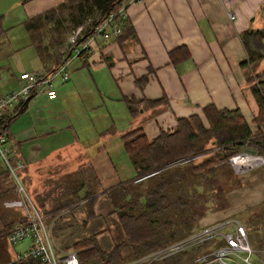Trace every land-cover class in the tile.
<instances>
[{
    "label": "crops",
    "instance_id": "crops-1",
    "mask_svg": "<svg viewBox=\"0 0 264 264\" xmlns=\"http://www.w3.org/2000/svg\"><path fill=\"white\" fill-rule=\"evenodd\" d=\"M63 1L0 0V64L13 52L8 24L23 25L30 44L25 23ZM9 9L14 13L12 23H5ZM126 17L120 36L96 38L85 60L70 62L67 68L75 61L79 66H74L71 75L69 71L66 82H54L55 100L38 95L19 113L6 116L10 161L24 163L18 172L31 193L32 201L27 196L31 203L42 213L54 210L44 217V223L59 255L71 251L69 246L86 235H95L105 251L122 240L115 211L126 198L123 182L135 178V173L119 178L111 170L109 140L141 128L150 141L161 131H173L177 119L191 115H198L207 126L201 111L207 105L238 110L250 131L256 130L253 120L258 109L246 84L250 69L240 66L247 57L241 36L247 31L264 32V0H134L126 6ZM262 45L264 48V37ZM66 47L65 42L52 47V52L44 50L49 61L42 63L47 69L39 74L57 67L65 50L68 57ZM35 53L40 58L38 51ZM257 65L255 72L264 69V57ZM85 71L86 81L82 76ZM21 72L25 71L0 67V83L7 74L8 85L14 90ZM90 96L102 105L86 104L93 116L85 123L70 106L74 101L89 102ZM126 100L136 102L133 113ZM118 118L125 120L120 130L115 127ZM235 175L238 185L226 194V208L208 213L197 226L226 217L236 219L246 228L254 259L264 262V220L258 221L260 212L264 215V170ZM9 177L0 159V203L7 209V224L13 226L24 217L18 191ZM55 178L59 180L54 182ZM20 253L7 252L0 257L1 264L14 262ZM130 254L129 247L121 249L122 264H143ZM186 254L173 260L185 264ZM100 263L97 257L86 262Z\"/></svg>",
    "mask_w": 264,
    "mask_h": 264
},
{
    "label": "trees",
    "instance_id": "trees-1",
    "mask_svg": "<svg viewBox=\"0 0 264 264\" xmlns=\"http://www.w3.org/2000/svg\"><path fill=\"white\" fill-rule=\"evenodd\" d=\"M127 1L64 0L25 23L30 45L38 51L41 62L45 64L49 61V56L45 57L48 47L64 45L70 31L79 25H83L84 35L79 43L83 42L96 24ZM125 22L121 24V33L125 30ZM48 25L50 31L47 32L51 33L58 28L63 34L68 33L66 40L57 41L51 35L48 44L42 43L40 46L38 43L42 40L38 30L41 26ZM263 37L264 32L261 31L242 34L241 40L247 57L240 64L241 67L248 70L264 57ZM81 56L83 60L87 58L85 55ZM252 72L251 69L248 71L246 84L258 109L253 120L256 125L254 132L250 131L238 110H218L213 105H207L201 109L207 126H204L198 115H191L177 119L173 131H161L150 141L141 128L120 136L123 150L135 173L134 179L123 182L122 189L126 198L115 211L123 237L109 251L101 249L95 235H86L75 241L69 249L76 253L78 264H86L95 257L101 259L100 264H122L120 251L124 247L131 249V259H142L190 235L197 229L198 221L208 213L226 208V194L238 185L237 176L228 163L229 157L244 149L257 154L264 153V69L253 72L254 74ZM125 102L130 113H133L136 102ZM19 111L15 110L14 114ZM7 119L8 117H4L0 120L1 133H5ZM197 154L201 156L190 159ZM91 194L92 192L87 195ZM52 211L54 210L50 209L46 213H39L45 217L53 214ZM258 218V221H262L264 215L260 212ZM15 225L6 224L1 234L6 236ZM30 245L28 242V247ZM210 248V245L205 244L193 249L191 264L200 253ZM168 260L151 264H179L177 260L167 262ZM9 264L42 263L38 258L28 257L16 259Z\"/></svg>",
    "mask_w": 264,
    "mask_h": 264
},
{
    "label": "built area",
    "instance_id": "built-area-1",
    "mask_svg": "<svg viewBox=\"0 0 264 264\" xmlns=\"http://www.w3.org/2000/svg\"><path fill=\"white\" fill-rule=\"evenodd\" d=\"M134 0H128L115 11L108 13L103 21L96 24L89 36L84 38L83 25L72 29L66 41L68 57L65 51L61 63L47 74H37L21 72L17 77V85L14 90L0 96V120L8 113L20 110L26 100L43 95L47 100H55L57 97L54 89V82H66L68 80V65L74 59L83 60L81 55H90V44L98 37L104 40L116 38L121 34V24L126 21V6ZM7 137L0 132V159L3 161L7 172L18 184L17 191L22 194L19 206L24 217V221L16 224L7 232V241L10 245H16L21 241H29L31 244L25 251L17 256L22 258H38L42 264H78L76 253L73 251L58 254L52 239L46 229L44 216L31 203L23 188L19 184L16 171L23 170L25 165L20 159L10 161V148L6 145ZM253 152V151H252ZM195 155L190 159L199 158ZM228 163L233 172L242 175L248 169L260 167L264 170V160L260 154L251 153L249 150H241L239 153L229 157ZM210 244V250L200 253L194 260L195 264H248L254 255L248 242L246 228L233 218L226 217L217 222L201 225L190 235L172 242L171 244L156 250L142 258V262L151 264L174 257L193 249L201 248L205 244ZM238 259V260H237ZM258 264H264L259 262Z\"/></svg>",
    "mask_w": 264,
    "mask_h": 264
},
{
    "label": "rangeland",
    "instance_id": "rangeland-1",
    "mask_svg": "<svg viewBox=\"0 0 264 264\" xmlns=\"http://www.w3.org/2000/svg\"><path fill=\"white\" fill-rule=\"evenodd\" d=\"M12 15H14L13 10H10V9L7 10L5 23H12V22H10V17ZM7 27H8V29H11L10 34L8 35V38H9V42L11 44V48H12L13 52L11 53L9 58L7 60H5L4 65L0 64V67L8 66L10 68V70L13 71V72L25 71V72H29V73H37L38 74V73H41L42 71H45L44 69H47V68H45L46 66L45 67L42 66L41 59L35 53L36 49L29 44L28 37L26 35V32L24 30L23 25L8 24ZM10 27H12V28H10ZM47 31H50L49 30V25L47 27L41 26L39 28V30H38L39 34H41V40H42L41 43H38L40 46H41L42 43L48 44L51 35H53L56 38L55 40H57V41L61 40V42H62L64 40H66V37H67V34H68V33L67 34H63V31L62 30L60 31V29H58V28L55 31H52L51 33L47 32ZM53 32L55 34H53ZM33 35H35V34H33ZM34 41L38 42L35 38H34ZM44 46H47V45H44ZM47 51L48 52H52V48L48 47ZM75 63H77V61H75ZM75 63L72 66H70V68L67 69L68 73H69V71L71 72L70 75L72 73H74L75 70H76V69H74V66L77 65ZM77 66H79V65H77ZM250 69L253 72H255L254 70L258 69L257 63L252 64ZM82 74L81 75L83 76V80H85V81L88 80L86 77H84V74H87V71H85ZM8 84H9L8 75L5 74L4 76H2V82L0 83V85H1V87H0L1 94H5L8 91L13 89ZM85 87H86V85H85ZM83 103L84 104H81V103H79L77 101H74L71 104L70 108L75 110L76 116L79 115V119L82 122L87 123V122H89L91 120V118L93 116L92 114H89V112H91L92 110H89L87 105L96 103L95 106L99 108L100 105H102V103L101 102H97V99H95V102L92 101V97L91 96L89 97V102L83 101ZM91 107H94V105L91 106ZM121 108H122V112L125 114L124 107L121 106ZM124 121L125 120L122 119V118H118L117 119V124H115V127L117 128V130L122 129L121 125L124 123ZM115 123H116V121H115ZM109 147L111 148V155H110L111 160L109 162L110 166H111V170L113 172H116V174L118 175L117 177H119V178H122V177L123 178L124 177L125 178H129L130 175L134 174V171H133V168L131 166V163H130V160H129L128 156L125 154V152L123 150V146H122V142H121L120 138L118 137L116 140L115 139L109 140ZM262 154H260V155L263 157V160H264V153H262ZM259 168L260 167H258V169ZM254 169H256V168H254ZM248 170H252V169H248ZM15 173L18 176L19 184L23 188V191L25 192L26 196H29L30 200L32 201L33 199H32L31 193L26 189V187H25V185L23 183V180L20 177V173L18 171H16ZM4 177L8 178V175L4 174ZM64 179L69 181L70 177H66ZM9 180H10L11 184L15 185L16 190H17L18 184L16 183V181L11 176L9 177ZM58 180H59L58 178H55L54 182H57ZM21 197H23L22 194H21V196L19 194V197L17 196V200L20 201ZM237 218H239V217H237ZM234 220H236V219H234ZM7 221H8L7 209H5L0 203V257H2V255H6L7 256V252H15V253L21 252L22 253L24 248L26 247V245H28L27 242H26L27 240L26 241H21V242H19L16 245H10L8 243L6 236L1 234L2 230L4 229L5 225L7 224ZM245 225H247V224H245ZM256 235L259 236L258 234H255V236ZM212 243L213 242H209V245L212 244ZM191 251H193V250H191ZM191 251L187 252V254L185 253L186 257L188 259V261L185 264H188V263L191 264V257H190L191 256ZM171 258H173V257L167 258L165 260L169 259V261H167V262L173 261V259H171ZM1 259L2 258H0V264H1ZM16 259H17V257H16ZM174 260H177V258L174 259ZM238 261H239L240 264H244L240 260H238ZM157 262H159V261H157ZM142 263L143 264H147L146 261L142 262ZM248 264H258V263L254 259V257L252 256L250 258V261H249Z\"/></svg>",
    "mask_w": 264,
    "mask_h": 264
},
{
    "label": "water",
    "instance_id": "water-1",
    "mask_svg": "<svg viewBox=\"0 0 264 264\" xmlns=\"http://www.w3.org/2000/svg\"><path fill=\"white\" fill-rule=\"evenodd\" d=\"M27 101H28V100H26L25 103H26ZM251 153H253V152L251 151Z\"/></svg>",
    "mask_w": 264,
    "mask_h": 264
}]
</instances>
